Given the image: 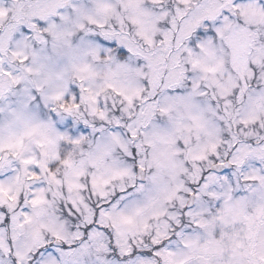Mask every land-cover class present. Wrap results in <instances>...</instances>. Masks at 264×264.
Here are the masks:
<instances>
[{
  "label": "snow or ice",
  "instance_id": "6c2138e0",
  "mask_svg": "<svg viewBox=\"0 0 264 264\" xmlns=\"http://www.w3.org/2000/svg\"><path fill=\"white\" fill-rule=\"evenodd\" d=\"M0 264H264V0H0Z\"/></svg>",
  "mask_w": 264,
  "mask_h": 264
}]
</instances>
